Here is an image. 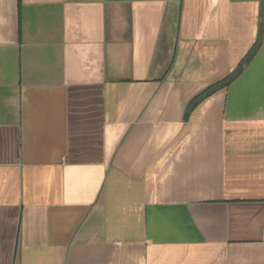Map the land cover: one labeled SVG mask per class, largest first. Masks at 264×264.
I'll list each match as a JSON object with an SVG mask.
<instances>
[{
    "label": "crops",
    "instance_id": "1",
    "mask_svg": "<svg viewBox=\"0 0 264 264\" xmlns=\"http://www.w3.org/2000/svg\"><path fill=\"white\" fill-rule=\"evenodd\" d=\"M263 236L264 0H0V264H264Z\"/></svg>",
    "mask_w": 264,
    "mask_h": 264
},
{
    "label": "trees",
    "instance_id": "2",
    "mask_svg": "<svg viewBox=\"0 0 264 264\" xmlns=\"http://www.w3.org/2000/svg\"><path fill=\"white\" fill-rule=\"evenodd\" d=\"M256 49V47H255ZM251 52L250 54H252ZM249 54V56H250ZM236 76V72L232 73L231 75H228L227 77L216 81L212 85L208 86L206 89H204L201 93L196 95L189 103V109L192 110L200 101L214 93L215 91L225 87L234 77Z\"/></svg>",
    "mask_w": 264,
    "mask_h": 264
},
{
    "label": "built area",
    "instance_id": "3",
    "mask_svg": "<svg viewBox=\"0 0 264 264\" xmlns=\"http://www.w3.org/2000/svg\"><path fill=\"white\" fill-rule=\"evenodd\" d=\"M263 239H264V236H263Z\"/></svg>",
    "mask_w": 264,
    "mask_h": 264
}]
</instances>
